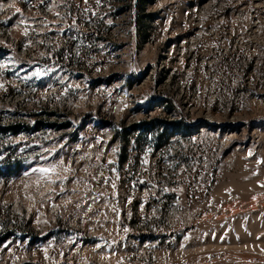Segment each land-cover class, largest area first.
Listing matches in <instances>:
<instances>
[{"label":"rangeland","instance_id":"rangeland-1","mask_svg":"<svg viewBox=\"0 0 264 264\" xmlns=\"http://www.w3.org/2000/svg\"><path fill=\"white\" fill-rule=\"evenodd\" d=\"M0 3V264H264V0Z\"/></svg>","mask_w":264,"mask_h":264},{"label":"snow or ice","instance_id":"snow-or-ice-1","mask_svg":"<svg viewBox=\"0 0 264 264\" xmlns=\"http://www.w3.org/2000/svg\"><path fill=\"white\" fill-rule=\"evenodd\" d=\"M41 2L43 3V0H41ZM3 9H4V4L0 3V10H3ZM15 12L20 13L21 9L15 8ZM57 15H59V13H57ZM22 23H23V21H22ZM25 34L27 35V32H25ZM7 68H8V65L6 63H0V71H3L4 69H7ZM45 74H46L45 72L41 71L40 69H37L35 72L32 73V76L40 77V76H43ZM0 87H3V85L0 84ZM61 164H63V161H61ZM56 167L57 166L55 164H53L51 167H48V168H45V167L34 168L33 171L42 173L45 176H47L49 173H54L56 171Z\"/></svg>","mask_w":264,"mask_h":264},{"label":"trees","instance_id":"trees-1","mask_svg":"<svg viewBox=\"0 0 264 264\" xmlns=\"http://www.w3.org/2000/svg\"><path fill=\"white\" fill-rule=\"evenodd\" d=\"M1 129L4 130L6 133L14 134V135L20 134L22 132V130L17 129L16 126H6V127H2Z\"/></svg>","mask_w":264,"mask_h":264}]
</instances>
